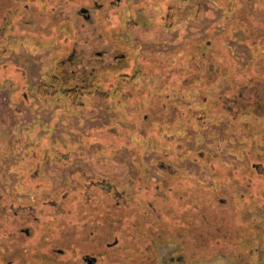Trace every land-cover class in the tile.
Instances as JSON below:
<instances>
[{
  "label": "rangeland",
  "instance_id": "rangeland-1",
  "mask_svg": "<svg viewBox=\"0 0 264 264\" xmlns=\"http://www.w3.org/2000/svg\"><path fill=\"white\" fill-rule=\"evenodd\" d=\"M161 1L123 0L125 11L122 10L120 20L113 21L117 29L123 30L120 39L128 44L124 47L131 53L134 51L135 60L141 59L139 70L127 81V89H142L146 93V85L153 79L149 75L154 74L150 68H155L159 60L171 63L176 74L186 73L183 58L197 63L199 55L195 51L183 55L188 52L183 45L175 46V52L169 55V45L164 43L199 42L202 40L199 29L205 25L206 34L202 37L211 42L207 56L215 68L226 57L231 62L227 68L236 81L234 84L241 85L250 73H257L259 66L251 71L248 63L253 60L252 52L255 61L264 60V0H256L262 24L256 30L258 42L251 45L246 44L251 39L246 31L237 24L227 26L222 21L224 15L227 17L234 11L239 0H189L191 5L185 0H167L160 5ZM134 4L143 7L142 25L132 22ZM77 6L78 0H0V264H76L80 254L75 241L80 242V235H104L107 230L113 238H119L112 250L127 245L124 249L131 251L133 260L132 252L137 247L146 250L155 238L150 239L148 234L158 230L157 225L149 226L151 219H158L154 213L148 216L149 202L161 210L163 205L174 208L176 216L170 217H176L171 220L173 225L184 231L187 227L194 235L189 237L192 246L182 244L183 264H264V194L260 193L261 183L264 185V128L254 122L261 120L245 115L243 118L253 125L239 128L222 112L218 98L230 96L232 90L228 81L222 79L226 73H220L221 70L206 77L208 82L196 81L193 73L192 85L179 87L177 83L179 89L172 90L170 98L179 107L187 99L193 109L208 106V113L199 110L193 114L176 113L173 119L171 113L170 119L155 121L152 128L139 131L134 123L139 111L136 93L128 99L123 96L116 103V99L99 95L96 98L83 95L74 102L61 91L44 94L43 84L49 87L48 92L52 89L51 77L61 54L59 44L65 49V42L73 36V24L67 19L75 15ZM167 11L170 13L164 24L160 17ZM49 15H54L52 21ZM39 26L50 28V34L44 35ZM249 94L245 91V95ZM162 155L172 160L178 170L177 179L158 168L157 161ZM94 179L110 181L117 189L131 182L135 190L141 187L138 190L141 199L138 201L135 194L136 204L132 205L125 200L127 207L122 212L119 204H115L117 199L113 198L112 206L106 208L99 198L101 193L95 194L89 199L95 223H86L80 217L86 212L84 207L66 206L73 198L84 202L82 192L81 197L72 194L75 186L82 187ZM178 196L193 200L192 210L205 203L208 216H220L224 221L218 234H223L224 226L231 234L226 231L225 240L221 235L212 236L215 229L212 223L204 225L208 228L204 236L199 235L202 228L195 225L198 220L191 223L189 215H178L179 204L169 203ZM60 204L64 207L60 208ZM106 210L112 211L111 221L106 219ZM135 211L138 215L147 213L145 224L141 222L143 218L137 219ZM193 213L196 214H190L199 216L195 210ZM189 222L192 227L184 226ZM26 226L30 236L23 230ZM16 230L23 241L15 242L11 236H5L7 231ZM122 233L127 234L126 240L122 239ZM184 238L178 236L176 241L157 245L158 264H165L174 252L178 254ZM82 241L83 245H89L81 247L84 252L91 253L96 247L104 252L103 258L107 256L98 242ZM190 247L193 257L185 252ZM57 248L63 251L58 253ZM21 257L28 260L23 263ZM97 264L108 263L103 260Z\"/></svg>",
  "mask_w": 264,
  "mask_h": 264
},
{
  "label": "flooded vegetation",
  "instance_id": "flooded-vegetation-1",
  "mask_svg": "<svg viewBox=\"0 0 264 264\" xmlns=\"http://www.w3.org/2000/svg\"><path fill=\"white\" fill-rule=\"evenodd\" d=\"M166 1L167 0H162L161 1L162 3H160V5H163L164 3H166ZM187 2L189 3V5L192 4L191 1L185 0V3ZM123 5L125 6V2L123 3V0H78V6L75 15L72 17L69 16L70 18L67 19L73 24L71 28L73 36L70 40L66 42L63 41L65 42L64 45L65 49H62L61 44H59L60 46L58 48V51H61L60 52L61 54H60V58L57 60L56 63V72L52 75V78L58 80L60 83L64 82L65 84L72 85L73 88L72 91L65 92L63 90H58L63 93V96L65 98H72L74 102H77L78 101L77 99L83 98V95H87L88 97H94V98L101 96V97H105L106 99H111V98L116 99L115 100L116 103L119 101L121 102L119 98L123 96H125L127 99L132 98L133 97L132 93H136L134 94V96L138 98L137 108L139 111H137L138 116L134 123L136 124V129H138V131L142 129L146 130L152 128V124L155 121L161 122L162 119L163 120L170 119L171 113H173L172 119L176 118V113L193 114V112H196L198 110L202 114L208 113L209 111L208 106L200 107V109L198 108L193 109L192 104H187L188 102L187 99L183 107H179L170 98L173 92L172 90L179 89L177 88V83H179V87L185 86L187 83L192 85V83H194L193 73H195V76L197 77L196 81H200V80L207 81L206 77H211L216 72H219L221 70L220 73H226V76H223L222 79H224V81H228L230 85L229 88L232 90V92L230 93V96L224 94L221 95L220 98H218L219 108L222 109L223 113H226L229 117L232 118L234 124H236V127L240 128L243 126V128L245 129L252 127L253 124L249 123L250 120L248 118H243L245 115H252L253 117L259 118L261 120L254 122H256L257 124H263L262 125L263 127L261 128H264V119H263L264 118V60L261 59L255 61L256 55L252 52L251 56H253L252 58L253 60L251 63H248V65L251 66L248 69L252 71L253 68L259 66L257 73L256 72H254V74L250 73L251 78L249 77L248 79L245 80L243 79L242 85L240 83L234 84V82L236 81L232 79L231 75L229 74V70L227 68V65L231 63L229 59H227L226 57L222 58L217 63L218 68L217 67L215 68L214 67L215 64L207 56V52L210 49H212V46L211 44H209L211 43L209 40L204 39L202 37L204 34H206L205 33L206 25L201 27L200 29L197 28L200 30V38H202V40L199 42L193 43V41H190L187 43H179V44H177L176 42L164 43L166 46L169 45V47H167L168 54L169 53L172 54L175 52L174 49L175 46H179V48H181L183 45L185 50L188 49V52H184L183 55L184 54L186 56L188 54L191 55L194 51L199 55V60L197 63H194L192 61L193 59L191 58H187V57H185V59L183 58L185 65L187 67L185 68V70L187 71L186 73L176 74L175 69H173L171 63L164 64L162 63V61L159 60V62L155 63L156 65L155 68H150L152 70L154 69L153 70L154 74L149 75L150 79L152 77L153 79L151 80V83H148L146 85L148 86L147 87L148 91L146 93L142 92L141 91L142 89H138L136 91L127 89L129 88V84L127 83V81L134 76L133 75L134 71L139 70L141 59L138 61L135 60L134 51L132 50L131 53L130 49L124 47L125 45L128 44H127V40L120 39L123 30L117 29L115 24L113 25L114 20L115 21L120 20L122 16V10L125 11ZM134 5H135L134 9L132 10V13L134 14V19L132 22L134 24L142 25L144 24L143 22L144 17L143 15H141V10L143 9V7H136L137 4ZM168 12L170 13V11H167L166 14H163L160 17L161 19H164L163 20L164 24H166V21L168 19L167 16ZM231 14L227 17L226 15H224L225 17L223 18L222 21L226 23L227 26L228 24H233V25L237 24L240 30L242 29L243 31H246L245 33H248L249 37L251 38L250 41L246 42L247 45L257 43L258 41H256L255 39V35L257 34L256 30L258 29L259 25L262 24L261 22L262 13L259 11L257 7V1L239 0L237 1V4H235V9ZM195 16L199 17V15H195ZM49 17L51 18L52 21L54 15H49ZM28 24L30 23L28 22ZM39 28L41 27L39 26ZM40 30L44 35H48L50 34L51 29L50 28L44 29V27H42ZM169 30H171V27H169ZM124 31L127 33L126 27ZM65 38L67 37L65 36ZM120 44H122V47L120 46ZM253 47L249 46V48L251 49ZM175 62L176 60L174 59V63ZM149 67H150V62H149ZM103 71H104V75L102 74ZM128 71H130V73H128ZM210 72L213 74H211ZM240 72L243 71L241 70ZM123 80H125V82H123ZM245 91H249L250 94L245 95ZM76 118L80 119L79 116H77ZM167 156L162 155L160 157V159L157 161L158 168L163 171H166L167 175H169L170 178L175 180L178 178V170L172 164L173 163L172 160ZM253 166L256 167L257 165L253 164ZM79 182L80 181L78 180V183ZM127 184L128 185L122 187V189H117L116 186L110 181L106 182L105 180L94 179L92 180V183L90 184L85 183L84 185H82V187L77 185L75 186L76 187L75 193L72 194L81 197L80 193L82 192L81 193L83 195L82 198L85 203L81 202L80 198L77 199L73 198L70 200V202L68 203L69 205H67L66 207L70 206L74 209L75 207L78 208L84 207L86 212L85 213L82 212L80 217H83L87 221L86 223L89 222L92 225L93 223H95V221H93L95 217V213L93 211V204L90 205L89 199L94 198L95 194L101 193L99 194V198L104 201L106 208H110L112 206L113 198L117 199L115 200V204L117 205L119 204L118 206L122 212L123 209L127 207L125 200H127L130 203V205L136 204L134 203L136 197L138 201H140L141 196H139L138 193L140 192L138 190H141L140 189L141 187H138L137 188L138 190H135L131 185V182H127ZM66 187L70 188V186H66ZM77 188H81L83 191L78 192L80 189L77 190ZM132 192L134 193L131 194ZM130 195H133L134 198L131 199L130 197L132 196ZM188 196L184 197L185 199L183 200L179 199L180 196L174 197V199L169 200L170 201L169 203L179 204L180 213L178 215H183V216L189 215V219L191 223L192 221L198 220V224L195 225L202 228V232L199 233V235L204 236L205 232L207 231L208 228H204V225H209L213 223L215 225V229L213 230V233H211V235L212 236L221 235L223 236L222 240H225L224 239L225 232L228 231L230 234L231 232L229 228H226V226H224L223 234H218L220 228L222 230L221 226L222 223H224L223 219L219 218L220 216H218L217 218H212L208 216L207 214L209 211L205 212V209L207 208L205 203L196 207L194 205L195 209L192 210L193 208L192 206L194 202L191 199L187 200L186 198ZM181 198L183 197L181 196ZM209 203L211 204V201ZM149 204H150L149 206L147 205L148 211H146L147 213H149L148 216L150 215V213H154L158 218L156 219V221H154V219L151 220L149 219L151 221V224H149V226L155 227L157 225L158 230L155 232L152 231L151 233L148 234L150 239L153 238V236H155V238L150 240V243L146 247V250H142L140 249L141 247H137L138 245H136L137 250L136 251L132 250L135 252H132L134 254L132 256L133 260H130L131 255H129V252L131 251L124 249V247L127 245H124V247L121 248L120 250L119 249H115L114 251L112 250V248L115 247L116 244L118 243L119 238L118 237L113 238L109 230H107V233L104 235L82 234L80 235L81 238L80 242L75 241L76 248L79 249L78 253L80 254V258H78L75 261V263L97 264L104 260V262L105 263L107 262L108 264H145L146 262L148 263L152 262V264H158V259L156 255L157 253L155 251L157 245L160 244L159 246H161L167 240L176 241V238L178 236H183L185 237L184 244L187 245V247L192 246L189 237L194 235L189 232L190 231L189 228L184 227L185 231L182 229L180 230L179 226L173 225V223L171 222L172 219H176V217L170 218L172 215L176 216L173 214L175 210L174 208L163 205L161 210L160 208L152 207L151 202H149ZM62 207L64 206L60 204V208ZM133 208H137V207H133ZM142 208L144 209V211L146 210L144 206ZM218 208L220 209V207ZM194 210L199 214L198 217L192 215V214H196L193 213ZM109 212L110 211L106 210V219L111 221V217L113 214L112 211L110 213ZM146 212L142 213L143 215L142 214L138 215V213L136 212L137 219L139 221L140 219L143 218V220H141L143 224H145L144 222L148 220L144 218V216L147 215ZM160 215H162V218H160ZM164 216L165 217L169 216V217L168 219H166ZM58 221H59L58 223H61L60 219ZM190 222L187 223L188 225H184V226L190 225V227H192L193 225L190 224ZM28 228L29 227L26 226L25 229L23 230L27 232L26 235L28 234V236H30L29 231H27ZM197 231H199V229ZM10 236L15 239V242L23 241V237L21 234H14ZM11 237L10 239H12ZM121 237L122 239L125 240L126 238H128L127 234H123L121 235ZM262 237L264 238V236ZM111 238L113 239L111 240ZM82 240H86L89 242L93 241L95 243L98 242V245L103 246L105 250V254L107 256L103 258L104 252L99 251L96 247H93L91 253L88 251L84 252L81 247H85L88 244L83 245ZM191 248L192 247L188 249L190 250L189 252L188 250H185V252L186 255H190L191 257H193L192 256L193 250ZM180 249L181 250L178 251V254L174 252V256H171V259L169 261L165 260V264L168 263L183 264L184 262L182 263L180 260L181 256L184 255V253H182L183 250L182 244L180 246ZM62 251H63L62 248L56 249V252L58 253H61ZM21 258H22L21 261H23V263L28 260L23 257ZM149 259L151 260L149 261ZM237 259L240 258L237 256ZM20 263L22 264V262Z\"/></svg>",
  "mask_w": 264,
  "mask_h": 264
},
{
  "label": "trees",
  "instance_id": "trees-1",
  "mask_svg": "<svg viewBox=\"0 0 264 264\" xmlns=\"http://www.w3.org/2000/svg\"><path fill=\"white\" fill-rule=\"evenodd\" d=\"M263 59V58H262ZM51 82H52V85H51V88L52 89H50L51 91L50 92H48L49 90H48V88L49 87H47V85H45V84H43L42 85V92L44 93V94H50V93H56L58 90H63V91H65V92H67V91H72L73 90V88L72 87H67V88H65V87H62L65 83L64 82H62V83H60L58 80H56V79H54V78H52L51 77ZM56 85H59L60 86V88H56L55 86ZM259 186V185H258ZM264 185H262V183H261V191H260V193L261 194H264V187H263ZM258 190V189H257ZM259 192V191H258ZM264 224V223H263ZM111 227V226H110ZM113 231H114V229H112ZM14 234H20V231H18V230H16V231H11V232H9V231H7L6 233H5V236L6 237H8V236H10V235H14ZM178 240H181V239H179L178 238ZM177 240V241H178ZM179 242V241H178ZM181 244H184V242L182 243L181 242ZM221 247H224V244L223 245H221Z\"/></svg>",
  "mask_w": 264,
  "mask_h": 264
}]
</instances>
